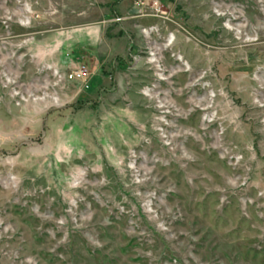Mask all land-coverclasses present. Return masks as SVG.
Returning a JSON list of instances; mask_svg holds the SVG:
<instances>
[{
	"label": "rangeland",
	"instance_id": "374dc122",
	"mask_svg": "<svg viewBox=\"0 0 264 264\" xmlns=\"http://www.w3.org/2000/svg\"><path fill=\"white\" fill-rule=\"evenodd\" d=\"M138 1L0 0V264H264V0Z\"/></svg>",
	"mask_w": 264,
	"mask_h": 264
},
{
	"label": "built area",
	"instance_id": "2783aa9c",
	"mask_svg": "<svg viewBox=\"0 0 264 264\" xmlns=\"http://www.w3.org/2000/svg\"><path fill=\"white\" fill-rule=\"evenodd\" d=\"M137 4L140 6H142L143 4H144V2L143 1H141V0H139L138 2H137ZM153 7H154V9H156L157 8V6L154 4L153 5ZM115 21H119V20H121V18L120 17H117V18H115L114 19ZM85 72H86V67H85V65H79L78 67H77V69H74L71 73H69V78H71V79H76V78H80V77H82L84 74H85Z\"/></svg>",
	"mask_w": 264,
	"mask_h": 264
},
{
	"label": "bare ground",
	"instance_id": "6f19581e",
	"mask_svg": "<svg viewBox=\"0 0 264 264\" xmlns=\"http://www.w3.org/2000/svg\"><path fill=\"white\" fill-rule=\"evenodd\" d=\"M144 33H146L147 31L146 30H143Z\"/></svg>",
	"mask_w": 264,
	"mask_h": 264
}]
</instances>
